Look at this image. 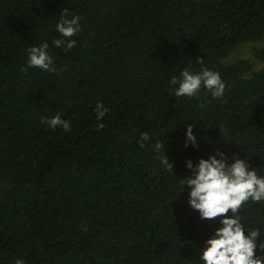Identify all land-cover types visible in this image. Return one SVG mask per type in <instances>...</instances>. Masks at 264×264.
Here are the masks:
<instances>
[{
    "label": "trees",
    "instance_id": "1",
    "mask_svg": "<svg viewBox=\"0 0 264 264\" xmlns=\"http://www.w3.org/2000/svg\"><path fill=\"white\" fill-rule=\"evenodd\" d=\"M64 9L81 28L67 50L52 43ZM254 40L264 62V0H0V264H203L221 225L199 218L180 180L217 151L264 178V64L224 61ZM45 41L58 74L22 72ZM202 68L220 74L223 101L174 95L172 77ZM57 113L70 131L41 124ZM238 215L264 240V201Z\"/></svg>",
    "mask_w": 264,
    "mask_h": 264
},
{
    "label": "clouds",
    "instance_id": "2",
    "mask_svg": "<svg viewBox=\"0 0 264 264\" xmlns=\"http://www.w3.org/2000/svg\"><path fill=\"white\" fill-rule=\"evenodd\" d=\"M67 16L68 10L64 9L60 21L55 25L56 31L62 38L52 41L55 47H63L66 50L75 47L76 41L71 38L81 30L80 17L72 16L68 19ZM48 48L47 41L38 46L28 47L27 64L21 68V71L27 73L31 68H38L44 72L58 74ZM196 63L203 65V59L197 57ZM170 84L178 85L174 89V95L177 97H193L203 87L214 99L221 101L226 87L220 74L207 68H202L197 73L185 69L179 77H172ZM94 111L97 120H101L109 109L101 102H97ZM41 124H46L52 130L61 128L65 132L70 131L71 128L70 121L62 119L59 113L51 118L42 117ZM102 127L103 124L97 125V128ZM185 127V146L191 144L195 147L196 136L192 131L193 125L188 124ZM150 139L149 133H141L138 141L140 147L143 148L145 142ZM165 146L158 140L153 148L157 153L163 149V155L159 157L160 162L167 171L173 173V163L169 162L165 155ZM186 167L190 170V175L180 181L188 191L187 204L198 211L201 220L211 221L219 218L221 225L214 230L209 239L204 241L199 254L200 261L203 264H264V240L257 243L261 237L260 230L248 231L245 235V229L238 215L241 206L250 199L252 202L264 201V178L258 177L255 168L249 170L246 159L242 160L234 155L232 162L229 163L225 153L220 151L209 155L207 159H199L195 166L191 161H187ZM229 212L231 215H228ZM257 249L259 255H256ZM15 264H25V262L23 259H16Z\"/></svg>",
    "mask_w": 264,
    "mask_h": 264
},
{
    "label": "rangeland",
    "instance_id": "3",
    "mask_svg": "<svg viewBox=\"0 0 264 264\" xmlns=\"http://www.w3.org/2000/svg\"><path fill=\"white\" fill-rule=\"evenodd\" d=\"M263 46L261 40L247 41L239 45L236 49L231 51L228 56L224 59L226 63L235 62L239 59H246L251 64V70H258L263 66L264 62L259 59L255 54L256 48ZM220 139H225V132L223 129L220 133Z\"/></svg>",
    "mask_w": 264,
    "mask_h": 264
}]
</instances>
